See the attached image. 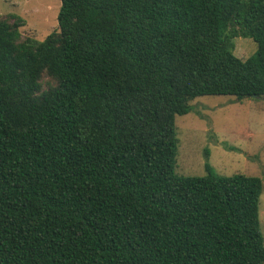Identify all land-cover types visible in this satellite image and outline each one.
<instances>
[{
  "label": "trees",
  "instance_id": "trees-1",
  "mask_svg": "<svg viewBox=\"0 0 264 264\" xmlns=\"http://www.w3.org/2000/svg\"><path fill=\"white\" fill-rule=\"evenodd\" d=\"M57 21L38 41L0 14V264H264L262 179L174 172L195 98L264 97V0H60Z\"/></svg>",
  "mask_w": 264,
  "mask_h": 264
},
{
  "label": "rangeland",
  "instance_id": "rangeland-1",
  "mask_svg": "<svg viewBox=\"0 0 264 264\" xmlns=\"http://www.w3.org/2000/svg\"><path fill=\"white\" fill-rule=\"evenodd\" d=\"M59 7L60 0H0V14L20 16L22 36L38 41L58 29ZM233 41V53L241 59L256 50L250 38ZM191 106L188 113L175 116V174L204 176L208 163L219 175L260 177L259 220L264 240V97L237 100L229 95H204Z\"/></svg>",
  "mask_w": 264,
  "mask_h": 264
},
{
  "label": "water",
  "instance_id": "water-1",
  "mask_svg": "<svg viewBox=\"0 0 264 264\" xmlns=\"http://www.w3.org/2000/svg\"><path fill=\"white\" fill-rule=\"evenodd\" d=\"M252 97H256V96H252Z\"/></svg>",
  "mask_w": 264,
  "mask_h": 264
}]
</instances>
